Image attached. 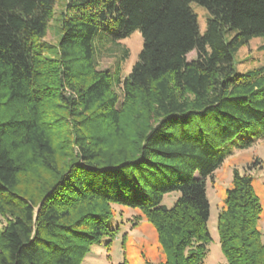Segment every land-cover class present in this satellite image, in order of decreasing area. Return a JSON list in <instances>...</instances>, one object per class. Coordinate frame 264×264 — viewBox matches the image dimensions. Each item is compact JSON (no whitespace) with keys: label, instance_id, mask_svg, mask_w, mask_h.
<instances>
[{"label":"trees","instance_id":"16d2710c","mask_svg":"<svg viewBox=\"0 0 264 264\" xmlns=\"http://www.w3.org/2000/svg\"><path fill=\"white\" fill-rule=\"evenodd\" d=\"M192 1L208 12L203 33ZM54 5L0 0V264H81L114 238L113 203L155 228L163 259L145 264H204L206 180L264 139V67L237 73L233 57L264 36V0H67L52 51ZM134 29L129 72L125 48L97 69V53ZM37 172L48 178L33 189ZM260 212L250 175L234 168L217 214L226 264H264Z\"/></svg>","mask_w":264,"mask_h":264},{"label":"rangeland","instance_id":"374dc122","mask_svg":"<svg viewBox=\"0 0 264 264\" xmlns=\"http://www.w3.org/2000/svg\"><path fill=\"white\" fill-rule=\"evenodd\" d=\"M67 0H55L54 12L47 26L44 42L52 51L55 50L60 36L61 11L65 9ZM190 7L197 17L199 32L203 33L206 27L208 12L199 3L192 1ZM113 45V43H112ZM110 50H102L97 53V69L104 70L112 68L120 49L127 50V57L122 63V72L127 74L131 66L138 59V54L142 46V37L139 29H134L129 36L118 41ZM196 56V51H191L187 55L190 60ZM234 66L237 73L264 67V36H252L239 45L234 53ZM67 94H70L67 92ZM57 106L55 112L65 110L60 102H53ZM124 146L123 142L118 144L113 139L108 146ZM240 173H247L252 179V188L258 197L261 212L256 222L257 228L261 231L264 239V139L257 141L251 147L240 151H234L224 162L214 170L206 180V196L209 200V217L207 228L210 233V242L207 245V253L204 264H226V259L221 252L217 231V214L223 205L225 191L232 184L233 169ZM35 189L38 185L45 187L47 176L41 172L35 174ZM33 180L31 181L33 183ZM29 182L26 180L24 183ZM179 196V192L167 193L163 197L162 203L170 207ZM115 215L111 220V228L115 230L114 238L109 241V236L104 235L94 243L81 264H118L123 260L127 264H145L148 259L158 262L163 259L162 251L157 241L156 230L153 225L146 220L137 208L126 204H111ZM5 220L0 216V227Z\"/></svg>","mask_w":264,"mask_h":264}]
</instances>
